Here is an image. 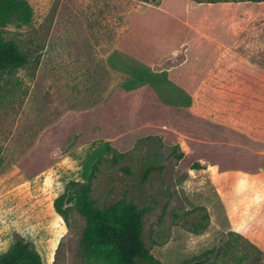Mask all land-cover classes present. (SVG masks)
Instances as JSON below:
<instances>
[{"label": "rangeland", "instance_id": "rangeland-1", "mask_svg": "<svg viewBox=\"0 0 264 264\" xmlns=\"http://www.w3.org/2000/svg\"><path fill=\"white\" fill-rule=\"evenodd\" d=\"M26 1L30 21L1 28L27 61L0 72V254L19 233L43 264H97L83 216L52 203L98 162L96 206L142 209L161 264H264V0Z\"/></svg>", "mask_w": 264, "mask_h": 264}, {"label": "trees", "instance_id": "trees-1", "mask_svg": "<svg viewBox=\"0 0 264 264\" xmlns=\"http://www.w3.org/2000/svg\"><path fill=\"white\" fill-rule=\"evenodd\" d=\"M31 12L26 0H0V72L21 67L27 61L26 54L18 45L2 36L1 28L10 23H28ZM183 60V54H178L170 58L163 68L176 66ZM122 155L120 153L117 156ZM121 168L128 171L126 167ZM97 171L98 162L91 166L85 182L68 181L64 191L52 203L54 211L62 217L66 226H69L68 211L71 208L83 216L85 224L79 240L81 255L97 264H161L150 254L141 239L142 209L123 200L105 207L96 206L91 192ZM193 231L199 232L195 227ZM208 259L205 257L190 264H202ZM0 264H43V261L34 243L15 233L8 249L0 254Z\"/></svg>", "mask_w": 264, "mask_h": 264}, {"label": "crops", "instance_id": "crops-1", "mask_svg": "<svg viewBox=\"0 0 264 264\" xmlns=\"http://www.w3.org/2000/svg\"><path fill=\"white\" fill-rule=\"evenodd\" d=\"M257 3H260L259 1H256V2H253L252 1V4H257ZM188 15L190 14V12L187 10V12H186ZM188 19L190 20L191 18L190 17H188ZM237 18H223V23H224V25H225V27H226V25H230V24H232V23H236V22H234L235 20H236ZM186 24H189L191 27H194V25H193V22H190V21H187V23ZM197 29V28H196ZM198 31H200L199 29L198 30H196V32L198 33ZM202 33H204L203 31H202ZM202 33H198V34H200L201 36H203V35H205V36H208L206 33L205 34H202ZM188 63V57H186L185 58V60H184V62H183V64H180L179 66H176V67H173V68H171V70L169 71L170 73H174V72H178L179 70L180 71H182L183 69H180V67L181 66H183V65H186ZM190 67V66H189ZM111 70H113V72H114V76H115V80H114V83H112L111 82V86H110V89H108V90H111L110 91V93L108 94V96L110 95V94H112V93H120L121 95L122 94H124V92H126V91H124V89L123 88H121V87H118V84H117V82H116V78L117 77H126V76H128V73L126 72V71H124V70H119V69H117V68H115V69H111ZM176 70H178V71H176ZM188 73H187V75H186V73L184 74V77H186V79H187V77L189 78V77H191V75H190V72H191V70H188L187 71ZM130 76V75H129ZM196 77V76H195ZM199 78V77H198ZM137 85L139 86V87H137V88H135V89H130V90H127V92H129L130 94H133V93H135V92H137V93H139V91L141 90V88H143V87H149V85H147V84H145L144 85V83L143 82H139V83H137ZM179 86V85H178ZM183 86H185V85H183ZM194 87V86H193ZM192 87V88H193ZM140 88V89H139ZM181 88L183 89V92H187V93H191L192 92V89H188L189 87H186L187 89H185L184 87H180V90H181ZM111 97V96H110ZM110 97L108 98H106L104 101H106V102H104L102 105H100V107H99V110L101 111V112H97V114H96V117L100 120V123L103 125V123L104 124H106L107 123V128L109 129L110 127H112L111 126V124H108V123H110V118L112 119V116L110 115V112H107V113H105L107 110H110V107H109V102L107 103V100L109 99L110 100ZM117 106V105H116ZM120 115H121V113H119ZM119 114L118 115H116L115 114V116H119Z\"/></svg>", "mask_w": 264, "mask_h": 264}]
</instances>
